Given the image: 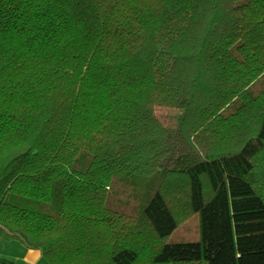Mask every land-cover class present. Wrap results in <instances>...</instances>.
Masks as SVG:
<instances>
[{
    "label": "trees",
    "instance_id": "16d2710c",
    "mask_svg": "<svg viewBox=\"0 0 264 264\" xmlns=\"http://www.w3.org/2000/svg\"><path fill=\"white\" fill-rule=\"evenodd\" d=\"M0 238L264 264V0H0Z\"/></svg>",
    "mask_w": 264,
    "mask_h": 264
},
{
    "label": "crops",
    "instance_id": "0c3cea01",
    "mask_svg": "<svg viewBox=\"0 0 264 264\" xmlns=\"http://www.w3.org/2000/svg\"><path fill=\"white\" fill-rule=\"evenodd\" d=\"M0 256L10 258L14 264H44L39 250L26 248L18 240L0 238Z\"/></svg>",
    "mask_w": 264,
    "mask_h": 264
},
{
    "label": "rangeland",
    "instance_id": "374dc122",
    "mask_svg": "<svg viewBox=\"0 0 264 264\" xmlns=\"http://www.w3.org/2000/svg\"><path fill=\"white\" fill-rule=\"evenodd\" d=\"M178 233L179 235H185L189 237L196 236V233H197L196 217L189 216L188 219L180 225ZM2 243H4L3 240H2Z\"/></svg>",
    "mask_w": 264,
    "mask_h": 264
}]
</instances>
